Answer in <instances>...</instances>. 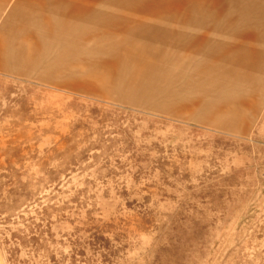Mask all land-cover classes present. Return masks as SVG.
Masks as SVG:
<instances>
[{"label":"rangeland","instance_id":"rangeland-1","mask_svg":"<svg viewBox=\"0 0 264 264\" xmlns=\"http://www.w3.org/2000/svg\"><path fill=\"white\" fill-rule=\"evenodd\" d=\"M0 264H264V0H0Z\"/></svg>","mask_w":264,"mask_h":264}]
</instances>
